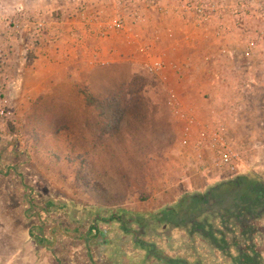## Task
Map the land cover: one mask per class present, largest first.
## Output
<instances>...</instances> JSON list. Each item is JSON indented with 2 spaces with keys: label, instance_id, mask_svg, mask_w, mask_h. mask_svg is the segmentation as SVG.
Instances as JSON below:
<instances>
[{
  "label": "rangeland",
  "instance_id": "obj_1",
  "mask_svg": "<svg viewBox=\"0 0 264 264\" xmlns=\"http://www.w3.org/2000/svg\"><path fill=\"white\" fill-rule=\"evenodd\" d=\"M104 1L0 0V232L7 236L0 239V264L5 257L9 264H210L198 263L208 255L201 237L181 232L173 237L169 231L186 225L195 212L217 221L208 197L205 204L191 200L175 205L167 212L175 216L168 227L159 217L147 216L148 227L126 216L135 215L130 211L137 209L134 203L148 198V188L154 193L162 176L175 175L167 164L180 150L166 148L174 137L164 115L167 106L158 102L164 93L156 76L144 69H133L131 76L120 67L105 70L84 40L75 41V33L84 28L103 38L99 22L89 18L95 10L111 14ZM222 2L229 7L224 33L234 34L235 67L221 73L225 101L214 111L222 117L223 144L238 154L231 178L264 180L263 28L250 19L245 33L233 27V0ZM247 41L255 44L248 58L242 55ZM115 81L125 84L103 92L104 84ZM88 93L102 110L87 104ZM146 111L162 117L141 122ZM186 154L197 157L198 173L222 175L213 167L215 152L203 148ZM222 185L214 190L210 185L204 196L208 192L219 200L225 194ZM183 210L193 212L177 215ZM120 213L127 217L123 226L109 221ZM117 215L113 218L122 223ZM92 223L106 231L95 258L83 236ZM51 233L54 241L41 235ZM34 235L43 245L44 239L49 242L43 258L31 243Z\"/></svg>",
  "mask_w": 264,
  "mask_h": 264
},
{
  "label": "crops",
  "instance_id": "obj_2",
  "mask_svg": "<svg viewBox=\"0 0 264 264\" xmlns=\"http://www.w3.org/2000/svg\"><path fill=\"white\" fill-rule=\"evenodd\" d=\"M160 5L162 7L161 13L147 10L144 12V22L136 25L127 24L126 30L123 32H112L105 29L103 32H106V35L103 38H98L94 32H89L88 28L81 30L80 35L77 32L75 33V41L77 39L84 40L85 46L89 48V54L94 58V61L99 60L97 65L105 70L120 67L129 71V76H131L133 69H143L145 62L159 59L164 66L163 70L155 75V78L158 79L160 86L163 88L164 95L162 100L160 99L158 102H163L167 106L164 115L168 119L169 133L171 132L174 137L166 148L170 147V151L173 149L180 150L179 155L174 153L173 161L167 164V171L175 175L168 178V175L166 177L162 176V180H159L160 182L155 187L156 191L154 193L152 191L153 194L150 193V188H148V198L145 201L134 203L137 204V209L130 210L135 215L126 214L129 218L138 216L146 218L147 216L155 217L156 215L159 217L164 209L169 212L173 210L175 205L181 204L185 196L205 195L203 193L208 191L210 185H214L212 189L214 190L220 188L219 185L223 184L222 188L225 192L229 181L232 180V176L228 174H222L223 176L214 175V177L206 171L198 173L196 169L199 168L197 157L195 160L194 155H191L189 157H192V159H189L186 152L190 150L196 152V147L202 146L201 137L205 128L212 126L214 122H220L221 125L222 117L216 115L214 110L215 107H218L217 104L225 101L222 94L225 82L221 73L235 67L231 63V56L235 55V48H231L234 43V34H220L219 31L216 33L218 29L215 28L217 24L214 20L208 25H197L192 16H186L185 20L177 11L176 0H160ZM221 19H224L226 24L228 23L226 16H221ZM216 20H218V17H216ZM226 57H228V61L223 59ZM116 83L117 81L111 85L109 83L104 84L105 89L103 92L113 90L114 85L125 84L124 81H120L117 85ZM156 98L154 97L153 100ZM152 104H155V102H152ZM143 113L146 114H143L141 122L146 118L156 120L158 116L162 117L160 114L150 111ZM184 141L186 142L185 145L183 144ZM182 152L185 155H182ZM169 178H172V181ZM93 210L101 209L93 208ZM103 210L107 209L103 208ZM225 210L224 207H219L217 212L226 214ZM183 211L184 213L177 212V215L183 216L185 213L191 214L193 212L191 210ZM233 211L234 208L230 212L233 213ZM195 213L186 225L183 224L180 228L172 226L169 231L173 237L175 232H181V236L185 233L188 237L193 235L198 238L201 237L202 248L204 249V245H208V255L205 256V259H199L201 262L198 263L250 264L248 260L251 257V243L238 238L239 236L233 232H228L226 226L220 224L219 220L215 223L216 227H212L213 231L208 232L203 214ZM68 229L70 230V228ZM103 229H105L103 225L92 223L88 226L87 232L83 234L86 238L84 240L85 246L92 252L93 258L99 257L94 251L97 246L100 249L103 246V236L106 234ZM35 231L43 233L41 228H37ZM257 231L261 235L259 239L255 238L252 241L253 248L258 252L255 264H264V224L260 225ZM28 234L33 233L28 231ZM2 235L3 232L1 231V240ZM41 235L46 239L47 237L53 241L55 239L52 233L45 236L44 234ZM3 237L7 236L3 235ZM72 237L76 238L75 235ZM32 238H35V241L29 242L34 245L35 250L39 251L40 257L43 258L44 251L47 250L45 247L49 246V242L44 239L46 243L43 245L41 239H38L36 235ZM184 249L187 250V247ZM194 254L197 256L196 250ZM155 257L159 260H166L163 256L155 255ZM4 259L5 264L11 263L9 257ZM196 259L198 261L197 257ZM169 263L184 264L185 262L171 261Z\"/></svg>",
  "mask_w": 264,
  "mask_h": 264
},
{
  "label": "built area",
  "instance_id": "obj_3",
  "mask_svg": "<svg viewBox=\"0 0 264 264\" xmlns=\"http://www.w3.org/2000/svg\"><path fill=\"white\" fill-rule=\"evenodd\" d=\"M105 2L112 8L111 14L105 15L104 10H95L89 21H97L99 27L103 30L106 29L112 32H123L126 30L127 24L136 25L144 22V12L147 10L162 12L160 0H105L104 4ZM176 3L179 15L184 17L185 20L186 16H192L197 25H207L218 17L220 22L217 23V29L220 34L228 29L221 16H225V12L229 7L222 0H176ZM233 4L230 12L233 16L231 17L233 27L241 29V32L245 33L246 29L249 30L250 24L247 23V20L250 19L255 20L254 23L260 24L259 27L262 25L264 29L263 0H233ZM263 29L260 30V39L264 37ZM104 35H106V32H103ZM254 46L253 41H247L242 50V55L247 58L250 57ZM163 67V63L159 59L145 62L143 65V69L151 75L160 73ZM1 114L3 113L1 112ZM221 125L220 122H214L212 126L205 128L201 137L202 146H197L196 150L201 151L205 148L215 152L213 167L222 174L234 175L239 164L238 154L223 144V128ZM183 144L185 145L186 142L184 141ZM198 158L201 159V156L198 155Z\"/></svg>",
  "mask_w": 264,
  "mask_h": 264
},
{
  "label": "flooded vegetation",
  "instance_id": "obj_4",
  "mask_svg": "<svg viewBox=\"0 0 264 264\" xmlns=\"http://www.w3.org/2000/svg\"><path fill=\"white\" fill-rule=\"evenodd\" d=\"M211 196L212 195H210V193H208L207 196L193 195L190 196V198L185 196L181 204H183V202L188 203L191 200L196 203L199 201L200 203L205 204L208 203V200H206L208 197L214 207V210L211 211V214L214 216L216 215L220 224L226 226L228 232H233L239 236H237L238 238L247 243H251V257L248 261H250V264H255V261L258 258V252L253 248L252 241L255 238L259 239L261 234L257 230L259 229L260 225L264 224V180L260 177H252L251 175H247L243 178H234L229 181L223 197H221L219 200H216L211 198ZM219 207H224L226 209V215H222L217 212L219 211ZM233 208L234 211L231 213L230 211ZM165 213L166 209H164V211L159 214V217L162 218L163 215L165 217ZM157 217L158 216L156 215L154 219ZM141 219L143 220V218H139V220ZM204 219L208 228V232L211 233V231H213L212 227H216L215 223H217V221H215L214 217L212 216L210 221L207 220V218H203V220ZM130 221L137 225L139 223L137 220L131 219ZM149 221V219H146L145 226L150 224ZM165 222L167 227L172 223V221L167 219H165ZM139 225H144L143 221L140 222ZM253 234H255L254 237Z\"/></svg>",
  "mask_w": 264,
  "mask_h": 264
},
{
  "label": "trees",
  "instance_id": "obj_5",
  "mask_svg": "<svg viewBox=\"0 0 264 264\" xmlns=\"http://www.w3.org/2000/svg\"><path fill=\"white\" fill-rule=\"evenodd\" d=\"M85 99H86V102H87V104L88 105H90V106H93V107H96L97 109H99V110H102V106H101V104L99 103V101L98 100H96L91 94H86L85 95ZM117 125H119V121H118V124ZM116 214H114L113 216H111V218L109 219V221H111V222H114V223H117V224H119L120 226H123L124 224H125V218H127V217H125L123 214H120V215H117V217H120L121 219H122V223L120 222V221H116L113 217L115 216ZM163 215V214H162ZM171 214L170 213H165V217H164V215L162 216V218H158V219H156V220H159V221H162L161 223H163V224H165L166 222H165V219H167V220H170V221H172V222H175V218H174V216H170ZM140 218H142V217H140ZM131 219L132 220H138L139 218L138 217H131ZM143 221V223H145V221H146V218L145 219H141V220H139V223L140 222H142ZM140 226V225H139Z\"/></svg>",
  "mask_w": 264,
  "mask_h": 264
},
{
  "label": "water",
  "instance_id": "obj_6",
  "mask_svg": "<svg viewBox=\"0 0 264 264\" xmlns=\"http://www.w3.org/2000/svg\"><path fill=\"white\" fill-rule=\"evenodd\" d=\"M166 262L168 263L169 261L167 260Z\"/></svg>",
  "mask_w": 264,
  "mask_h": 264
}]
</instances>
